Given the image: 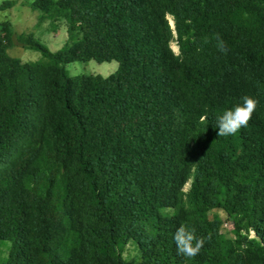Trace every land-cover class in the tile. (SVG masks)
<instances>
[{"label":"trees","instance_id":"16d2710c","mask_svg":"<svg viewBox=\"0 0 264 264\" xmlns=\"http://www.w3.org/2000/svg\"><path fill=\"white\" fill-rule=\"evenodd\" d=\"M27 5L68 37L52 52L20 35L41 53L22 62L0 22V264H186L181 224L211 237L187 264H264V0ZM91 60L118 69L69 74ZM244 95L259 101L248 126L218 136Z\"/></svg>","mask_w":264,"mask_h":264},{"label":"rangeland","instance_id":"374dc122","mask_svg":"<svg viewBox=\"0 0 264 264\" xmlns=\"http://www.w3.org/2000/svg\"><path fill=\"white\" fill-rule=\"evenodd\" d=\"M4 1H16V5L0 12V22H9L13 30L14 45L9 48V54L12 57L19 58L22 62L37 61L41 58V53L35 50H29L18 43L20 35H33L38 41L45 45L50 51L60 50L67 41V26L65 22L60 21L53 23L45 21L38 24L39 12L28 7L27 2L30 0H0V5ZM172 49L177 52L175 44H171ZM71 76L76 75H100L108 77L118 69L116 61L97 63L93 60L87 62H74L67 65ZM188 187V186H187ZM217 214L222 222L221 232L224 236L231 238L234 234L236 224L227 218L222 211H212ZM0 255H5V247H1ZM124 258L136 263L138 261V252L133 244L125 247Z\"/></svg>","mask_w":264,"mask_h":264},{"label":"clouds","instance_id":"9594fccd","mask_svg":"<svg viewBox=\"0 0 264 264\" xmlns=\"http://www.w3.org/2000/svg\"><path fill=\"white\" fill-rule=\"evenodd\" d=\"M218 49L220 52L227 53L228 48L226 42L217 35ZM242 103L236 104L234 107L225 109L222 114L216 117V134L222 137L233 136L242 128H246L257 109L259 101L250 95L241 97ZM208 237H197L195 229H189L181 224L173 235L177 254L184 257L186 264L188 260L195 258L200 254Z\"/></svg>","mask_w":264,"mask_h":264}]
</instances>
